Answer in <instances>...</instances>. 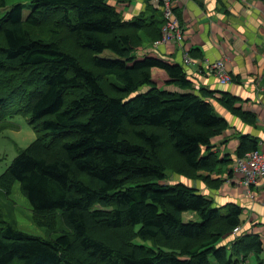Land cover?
I'll use <instances>...</instances> for the list:
<instances>
[{
	"label": "trees",
	"instance_id": "16d2710c",
	"mask_svg": "<svg viewBox=\"0 0 264 264\" xmlns=\"http://www.w3.org/2000/svg\"><path fill=\"white\" fill-rule=\"evenodd\" d=\"M30 4L24 21L23 3L0 18V120L13 103L8 115H28L40 135L0 175V192L17 183L33 224L59 234L29 235L0 213V264H239L261 253L258 235H233L243 207L168 181L175 159L177 175L219 189L211 175L232 162L212 151L229 127L213 104L252 128L256 115L196 90L160 47L146 51L162 12L124 20L105 0ZM258 147L241 134L236 157Z\"/></svg>",
	"mask_w": 264,
	"mask_h": 264
},
{
	"label": "crops",
	"instance_id": "0c3cea01",
	"mask_svg": "<svg viewBox=\"0 0 264 264\" xmlns=\"http://www.w3.org/2000/svg\"><path fill=\"white\" fill-rule=\"evenodd\" d=\"M172 1L183 28V42L162 46L159 51L179 61L185 50L194 51V58L189 57L190 63L182 65L194 88L226 92L240 99L238 107L256 115V128H252L214 105L216 111L227 120L229 127L222 135L212 139V151L219 158L226 156L233 163L241 134L258 138L259 146H264V0ZM105 2L113 6L124 20H132L139 15L147 18L153 11L160 12L159 0ZM152 49H155L153 44L146 47V51ZM218 59L226 61L227 69L234 78L231 84L224 87L217 85L209 70L210 64ZM229 168L231 164L221 166L218 172L211 175L213 180H223L219 189L206 188L195 181L188 186L198 189L217 207L229 203L243 207L242 217L245 222L241 232L258 235L263 243L262 254L252 264H264V181L251 188L255 193V199L251 200L245 189L234 182L232 174L226 178Z\"/></svg>",
	"mask_w": 264,
	"mask_h": 264
},
{
	"label": "rangeland",
	"instance_id": "374dc122",
	"mask_svg": "<svg viewBox=\"0 0 264 264\" xmlns=\"http://www.w3.org/2000/svg\"><path fill=\"white\" fill-rule=\"evenodd\" d=\"M159 1H160L159 2V9H160L161 0ZM19 3L20 4L23 3L24 6L23 8L24 9L23 21H24L28 15V9L30 8L31 5L30 0H6V6L0 9V18L7 11H9L12 6ZM173 13L176 15L174 11ZM29 30L32 33V36H35L36 33L37 36H40L39 30L36 31L35 28H30V27ZM44 35L46 34L44 33ZM158 43L159 40H156L152 43L154 48L162 47V45ZM184 55H187L188 57L191 58V56L189 55V51L185 50L183 52V56ZM3 86H5V83H0V92L4 90L1 89ZM19 105L21 106L24 105V102L22 104L20 103ZM11 111H13V103H11L9 106L7 104V106L2 110L3 117L2 120H0V175L3 172H5V170L10 166V164L15 159V157L40 135V133L36 132L33 129V127L29 124L28 115L9 116L8 113H10ZM168 161H170V164L172 165L171 166L172 170L170 173H168L170 174L168 180L170 181L169 183L183 182L184 184L191 185L192 181L184 179L183 177L176 174L175 171L177 167L175 165L178 164L177 161L175 159H171ZM230 173L231 172L227 174L226 176L227 179L231 177V175H229ZM195 183L198 182L195 181ZM0 213L5 221L15 223L18 230L27 233L29 235L49 240L55 238L59 234V233H49L45 231L43 228H40L35 224H33L30 206L27 200L21 195L19 190V185L17 183L14 184L9 198L2 196L0 192ZM186 218L190 219V214H187ZM135 242L141 243L142 241L136 240ZM145 245L150 246V243H145ZM260 254H262V252L259 254L250 255L247 259L248 262L246 261L245 264L254 263L255 259Z\"/></svg>",
	"mask_w": 264,
	"mask_h": 264
},
{
	"label": "built area",
	"instance_id": "2783aa9c",
	"mask_svg": "<svg viewBox=\"0 0 264 264\" xmlns=\"http://www.w3.org/2000/svg\"><path fill=\"white\" fill-rule=\"evenodd\" d=\"M174 7L172 0H161L160 9L165 22L161 29L162 35L158 44L162 46L177 45L183 42V28L180 26L178 17L173 13ZM181 60L184 65L191 61L187 55H184ZM209 70L215 77L218 86L224 87L232 83V75L228 71L224 59H218L210 64ZM230 170L234 182L243 187L246 195L254 200L255 193L251 188L264 181V146H259L257 150L247 153L244 157H235ZM241 227H236L233 230L234 236L241 231ZM239 264H245V262Z\"/></svg>",
	"mask_w": 264,
	"mask_h": 264
},
{
	"label": "water",
	"instance_id": "95a60500",
	"mask_svg": "<svg viewBox=\"0 0 264 264\" xmlns=\"http://www.w3.org/2000/svg\"><path fill=\"white\" fill-rule=\"evenodd\" d=\"M214 105H215L216 107H218V108H221V107H220V106H218L216 103H214ZM215 106H214V107H215Z\"/></svg>",
	"mask_w": 264,
	"mask_h": 264
},
{
	"label": "bare ground",
	"instance_id": "6f19581e",
	"mask_svg": "<svg viewBox=\"0 0 264 264\" xmlns=\"http://www.w3.org/2000/svg\"><path fill=\"white\" fill-rule=\"evenodd\" d=\"M215 78V77H214Z\"/></svg>",
	"mask_w": 264,
	"mask_h": 264
}]
</instances>
